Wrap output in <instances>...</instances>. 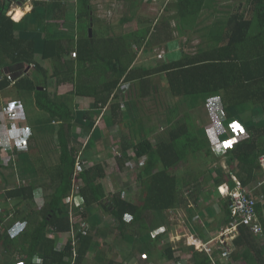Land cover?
<instances>
[{
  "label": "trees",
  "instance_id": "16d2710c",
  "mask_svg": "<svg viewBox=\"0 0 264 264\" xmlns=\"http://www.w3.org/2000/svg\"><path fill=\"white\" fill-rule=\"evenodd\" d=\"M13 1L0 0V73L6 72L0 80V94L13 86L18 99L22 97L26 105H33L43 115L30 118L35 112L28 107V121L16 124L14 132L31 131L28 150L15 149L17 158L9 159L10 173L3 175L0 184V250L11 257L9 264H20L14 262L16 255L22 264H30L37 255L42 264H72L74 251L78 264L87 258L88 264H119L114 248L105 249V242L96 241L107 233L102 236L97 228L101 217L93 213L99 208L113 218L117 226L112 229L120 231L129 245L120 254L126 260L138 254L142 257L139 264H181L182 257L192 251L193 264H221L219 249L198 251L185 245L175 250L170 242H164L168 231L155 232L165 226L168 212L185 210L191 223L198 219L205 228L191 224L190 232L196 239L215 243L220 227L229 226L232 216L229 199L219 194L216 207L209 210L211 206L206 209L201 204L209 189L225 184L235 189L239 181L248 193H264V186L258 188L262 181L259 158L264 155V0H165L161 8L168 16L163 20L158 13L152 20L141 19L139 10L146 0H106L99 5L78 0L75 36L63 27L65 15L54 16V11L64 9L70 0L33 1L31 12L18 23L8 16ZM117 3L129 10L116 23L120 30L113 23L107 31L95 27L102 22L96 20V12L101 7L111 11ZM38 8L43 14L37 15ZM126 25L130 27L125 29ZM33 26L40 31L39 43L36 38H26ZM174 45L179 46V57L174 55ZM188 45L195 54L188 53ZM146 55L152 57L150 67L138 64ZM49 79L53 80L52 94ZM161 82L167 84L173 99H180L176 105L159 103L156 93L163 87ZM72 98L88 100L101 109L113 103L114 113L121 112L118 123L127 138H123L122 155L116 154L115 162L121 170L130 161L136 164L133 184L129 185L136 193L135 200L126 198L128 189L120 191L109 184L103 164H87L88 153L72 145L68 132L77 117ZM118 99L122 101L119 104ZM142 100L153 102L155 115L166 116L167 136L158 142L150 138L153 132L144 123ZM198 102L207 107L210 104L221 114L228 133L235 122L239 126L236 131L242 129L248 137L222 151L226 169L216 162L220 159L212 151L218 138L213 126L211 137L206 135L204 124L200 127L197 123ZM180 106L185 107L184 118L179 116ZM54 122L62 123L59 130L52 127ZM226 139L224 135L219 141ZM52 152L59 154L58 162L47 166L46 157ZM8 156L0 148V161ZM192 161L197 168L188 167ZM2 167L6 165L0 162ZM35 192L46 199L44 206L34 205ZM65 198L72 200L76 221H88L90 229L85 223L74 245L72 238H66L64 250L60 234L71 231L73 225ZM10 199L19 200L16 207H24L25 212L10 218ZM257 210L264 225L262 202ZM17 220L26 225L21 235L11 238L10 228ZM232 233L229 246L216 242L223 253L234 259L239 254L247 264L264 263V245L249 226L240 225L235 235ZM150 240L155 246H150ZM138 241L142 247L137 246Z\"/></svg>",
  "mask_w": 264,
  "mask_h": 264
},
{
  "label": "rangeland",
  "instance_id": "374dc122",
  "mask_svg": "<svg viewBox=\"0 0 264 264\" xmlns=\"http://www.w3.org/2000/svg\"><path fill=\"white\" fill-rule=\"evenodd\" d=\"M33 1H36V0H16V1H13L15 3L12 4V7H11L10 11L8 12V16H11L12 19H14V17L11 14L13 11H15L14 9H17V8L22 9V11L25 13V10L27 9L28 6L33 7V5H32ZM155 1H156L155 4H149L147 2V0L143 1V6L139 10V16L141 17V19L152 20V18H153L152 16L155 15V13H158V17L161 14L160 15V17L162 18L161 20H163L164 17L168 16V14H163V12H162L163 8H161L162 4H164L165 0H155ZM159 2H160V4H159ZM17 6H19V7H17ZM111 9H112L111 11H106L105 9H103L101 7V9H99L96 12V16L98 17V19H96V20L97 21L101 20L102 22L98 23L97 26H95V27L102 28L103 30L107 31L108 30L107 27H108L109 23H113L116 25L117 21H119L122 17L127 15L129 12V10H126L125 8H123V5H121V4H118L116 7H111ZM39 10H42V9L40 8ZM60 14L65 15L67 17V20L69 18H73L72 21H74V22L78 21V18H77L78 17V8L77 9L76 8L71 9L69 4H66V7L64 9L62 8L59 11H54V16L60 15ZM108 14H114V15L112 16V18H109ZM173 14H175V10H172V15ZM109 20H110V22H108ZM67 27L71 29V32H69L70 35L73 34L75 36L77 34V25L75 26L73 23H70V24H68ZM129 27H130V25H126L125 29H128ZM116 30H120V26L116 25ZM28 33H29V35L33 36L32 33H30V32H28ZM182 42H183V40H182ZM192 47L193 46L188 45L185 47V49H187L188 53L195 54L196 50L195 49L192 50ZM178 48H179V46L177 47L176 45H174L172 47L174 55H176L177 57H179V55H180ZM146 56H148V55H146ZM173 58H176V57H173ZM151 59H152V57L150 55V57L148 56L149 63H142L144 61V58H141V61H140L141 63H138V64L141 66L150 67L152 65ZM9 78H11V77L9 76ZM1 79H2V77H0V80ZM154 83L157 86L159 85L158 83L155 82V80H154ZM161 85H163V87H161V89L156 93V98H158L159 103L168 102V103H171L172 105L173 104L176 105L180 101V99H173L171 97V94L168 92L166 83L163 84V82H161ZM49 92H50V94L53 93V87L51 85L49 86ZM68 93L69 92H66V93H64V95H66ZM22 99H23L22 97L19 99L16 97V93H15L13 86L11 87V89L7 90L5 93L0 95V148H3L4 151H6L7 153L10 154L8 157H1L0 162L2 164L6 165V167L0 168V184L3 181V174H5V177H7V175L10 172L9 167L7 166L9 159L12 158L15 160L17 158L16 154L13 152V149H14L13 147L16 145L21 146V144L19 143V140L22 137V135L16 134L14 132L13 123L11 125H9L8 122L6 121L7 119L4 118V116H6V118L8 116L6 104H8V103L17 104L16 106H22V108H23L24 104H22V103H24V100H22ZM29 102H31V101H29ZM121 102H122L121 99H118L117 103L119 104ZM74 103L75 102L73 101V98H72L71 105L72 106L75 105ZM142 103H143L142 115L144 117V123H146V126H150L151 131L153 132L152 135L150 134V138L154 140V143H155V141L158 142L162 138L164 139V137L167 136L166 134L168 131V125L166 122L165 114L155 115V110L157 108L154 106L152 101L146 102V100H142ZM7 106H9V105H7ZM9 107H11V106H9ZM27 107H30V105H27ZM76 109L78 111H80L82 109V107L76 106ZM106 110L104 112H106ZM210 110H212L210 104L207 107V105L204 106L201 104V102L200 103L198 102L197 110H196L197 117H198L197 123L200 124V127H202L201 124H204L205 130L209 131V134L211 137H213L214 134L212 131H210V129H211V126H214L215 127L214 133L216 134L214 136H218V133L221 131L220 127L222 126L221 121L223 118H222L221 114L219 113L217 115L219 118L218 119L219 124H217L216 119L212 118V116H209ZM34 112L37 113V111H35V110H34ZM178 112H179V116L181 118L185 117L186 110H185L184 106H180V111H178ZM35 113L29 114V117L31 118V117L36 116ZM40 114L43 115V113H41V112H40ZM234 124L236 125L235 122L232 123V125L230 127V133H228L227 139L224 140V143H226L227 141H232V143H237L240 141H245L248 138V137H242L239 140H237L240 137V135L238 134V131L234 130V128H233ZM17 130H18V127H17ZM24 131L28 135H29V133H31L29 128L25 129ZM112 134L113 135L111 136V138L114 140L115 134L113 132H112ZM24 137L26 139L28 136L24 135ZM117 137L120 138L119 135H117ZM111 138L107 139L105 141L106 145H108L107 143H111ZM90 143H91V141H90ZM134 143L136 144V141ZM221 144L220 143L218 144L217 141L215 143H212V151H213V153H215L217 155L216 157H218L220 159V160H217L216 162L220 163V165L226 169L227 165L225 164V160L221 158L222 157V151H223ZM89 145H88V142H85V143H83V145H79L78 147L82 148V152L83 151L85 152ZM232 145H234V144H231V146ZM6 149H8V151ZM116 154L122 155V152L115 147L106 146V148H104L102 150L101 149L97 150L96 152L92 153L93 160H91V161L103 164L104 168L107 170V172H106L108 175L107 181L109 182V184L112 187H114L115 189L116 188L120 189V191H121L122 187L126 188L125 191L128 189V191L126 193H124L126 198H128V199L134 198V200H135L136 193L134 190H130V186L133 184V182L131 180V178L133 177V173L137 171L136 164L134 166L133 161H130L128 163V165L123 170H121V172L117 173L118 166L116 163L114 164ZM51 156H53V154H51ZM53 158H56V157L53 156ZM87 162H90V161H87ZM47 163L51 164V161H47ZM211 165H214V163H211ZM188 167L190 169L191 168L195 169L198 167V165H197L196 161H192ZM207 167L209 168V165ZM132 171H134V172H132ZM76 175H77V172L75 173V177H76ZM16 177L18 178V173H16ZM109 178H110V180H109ZM117 185L119 187H117ZM39 196H41L39 194V192H35L34 197H39ZM203 201L208 203V205H206L207 207L211 206V203L209 200L203 199ZM206 206H204V207H206ZM207 207H206V209H207ZM211 208L212 207H209V210ZM95 213L96 212H94L93 214H95ZM97 214H98V212H97ZM86 223L88 225V227H86V229H90L89 228V222L86 221ZM201 223L199 222L198 219H194V222L191 223L189 221V214L185 210H183V211H181V210L171 211V212H168V214H167V217L165 219V226L162 227L160 230L156 231L155 233L158 234V232L164 233V231H166V232L168 231L169 233H168V236L166 237L167 240H165L164 242H170L172 247L175 250H178L180 247H184L185 245L188 246L187 245L188 239L191 240L190 241L191 243H194V241H196V239L193 240V238H195V236H193V234L190 232V227H191V224H193L194 227H196V225L199 224L198 226H200V228L203 229L204 227L202 226ZM116 226L117 225H116L115 221L113 220V218L112 217L110 218V216L107 213H105L103 210H101V221H98L97 228H99L100 232L102 233L101 234L102 236H105V234H104L105 232H107V233H106L105 237H102L101 239L98 238V239H96V241L105 242V244H104L105 249L106 248L108 249L109 247L114 248V251L112 253H113V255H116L114 257H115L117 263H119V264H123V263L124 264H131L133 262V264H139V261L142 259V257L138 254H133V256L130 259H128L129 261L126 260L124 257L120 256V254L125 249L128 250L129 245L126 243V241L122 240L121 235H120V231H118L117 229L116 230L112 229ZM227 227L228 226L220 227L222 229L221 231L225 230ZM19 229L20 228L18 226V230H16V232H15V230L10 231V235H14L15 233H17L19 231ZM155 233H152V236L155 235ZM210 236L213 237V235H210ZM64 237H67V236H64ZM223 237H225V238H223ZM229 238H230L229 233L223 234V232H222L219 234L218 238L216 239V242H219V239H221V240L223 239L224 242H226L227 240H229ZM153 242L154 241L150 240V242H149L150 246H155V245H153ZM216 242L215 243L214 242L212 243V241L207 242V244H205V247H207V249H208L207 251H210V249H212V248L219 249L221 251V255H220L221 259L220 260L229 261V258H230L229 255H227V257H224L223 250L220 248V246H218L216 244ZM224 242L221 241L222 244ZM136 244H137V246L139 245V247L141 245H143L141 241L136 242ZM226 244L229 246L228 242H226ZM191 252H187L185 254V256L182 257L183 262L181 264H193V261L191 260ZM1 259H2V256H1ZM84 264H88V261L86 260Z\"/></svg>",
  "mask_w": 264,
  "mask_h": 264
},
{
  "label": "crops",
  "instance_id": "0c3cea01",
  "mask_svg": "<svg viewBox=\"0 0 264 264\" xmlns=\"http://www.w3.org/2000/svg\"><path fill=\"white\" fill-rule=\"evenodd\" d=\"M47 1L48 0H38L36 2H44V3H47ZM102 1H106V0H94V1L92 0L91 3L93 5H96V4L99 5ZM107 1H110V2H113L114 3L116 0H107ZM34 3L35 2H32V5ZM68 4L70 5V8L71 9H73V8H76L77 9L78 8V0H70V2H68ZM17 7H19V6H17ZM17 9H19V10L22 11V9H20V8H17ZM39 9L40 8L37 9V15L38 14L39 15L43 14V10H39ZM14 10H16V9H14ZM31 10H32V7L28 6L27 9L25 10V13H23V16L19 19V21H21V19L26 14H29L31 12ZM113 15L114 14H108V17L109 18H112ZM13 20H15V19H13ZM45 20H47V19H45ZM72 20H73V18H69L67 20V23L65 25H63V27H65V29H67L68 33L71 32V29L67 27L68 24L73 23L75 26L78 24V21H75L74 22ZM19 21H15V22L18 23ZM108 22H110V20ZM29 32L32 33L33 36L29 35V33H28L27 34L28 37H26V35H25V37L28 38V39L36 38V43H39L38 33H40V31H38V28L36 29V27H34ZM71 36H74V35L72 34ZM173 44H176V43H173ZM143 58H144V61L142 63H147L148 57H143ZM41 65H42V63H41ZM4 73H6V72H4ZM4 73L3 72L0 73V77H2V79L5 78L4 77L5 76ZM52 83H53V80L52 79H49V86L52 85ZM74 102H75L74 104L76 106H81L82 109L80 111H78L77 109L75 110V115L77 117L75 118V121L73 123V128L68 132V136H69V140L71 141L72 145L74 147H76V148L79 145H83V143H85V142H88V145L90 144L88 146V148L86 149V151L85 152L83 151L84 153H88L87 154V159H86L85 162L90 161V162H87L89 165L94 164V163H97V162H92L91 161V160H93L92 153H94V152H96L97 150H100V149L102 150V149L106 148V146H112V147H115V148H117V149L120 150L122 148L123 144H124V143H122V141H125V139H123V138H127V137H124L125 132H122L121 131V127L119 126V123H118L119 120L121 119V114H120L121 112L117 111V113H114L113 108H111V105H114V104L113 103H109L106 107H104V108L101 109L100 107H98V108L95 107L94 104L91 103L88 100L74 99ZM22 104H24L23 105V108H22V106H16L17 104H10V103L6 104V107L7 108H8L7 105L12 106L9 109H11L12 111L15 110L17 112V115H18L17 124L18 125L20 123L23 124V122H25L26 120L28 121V119H29V118L26 119L27 114L25 112L27 111V109H28V111H30V108L27 107L25 101ZM75 105H74V107L76 108ZM100 106H102V105H100ZM130 106L131 105L128 106L129 109H130ZM30 107H31V111L33 109L35 111H37V113H35L36 116H40L41 115L40 114V111H38L37 108H34L33 105L30 104ZM105 110H106V112H104ZM4 118L5 119H9L8 117L6 118V116H4ZM35 118H37V117H35ZM117 119H118V121H116ZM43 120L46 121V117ZM61 126H62V123H55L54 122L52 124V127L55 128V130H59ZM18 130H21V129L18 127ZM112 132L115 134V139L114 140L111 138V136L113 135ZM15 133L22 135V137L19 140V143L21 144V146H18V145L14 146L13 147L14 148L13 149V152L15 153V149H17L18 152H25V151H27L28 150L27 147L29 146V141H30L29 138L31 137L30 133H29V135L26 134L25 131L15 132ZM205 133H206L207 136H209V131L208 130H205ZM238 134L240 135L239 138L245 136V133L242 132V131L240 133L238 132ZM24 135H27L28 137L25 139ZM117 135H119L120 138H118ZM110 138H111V143H107L108 145H106L105 144V141L107 139H110ZM90 141H91V143H90ZM54 142H55V139H54ZM6 150L8 151V149H6ZM77 150H81V153H83L82 152V148H78ZM54 152H52V154L56 158H53V156H51V154H48L47 155V157H46V164H47V166L55 165V163L58 162L59 154H56ZM47 161H51V164L50 163H47ZM115 163L116 162L114 161V164ZM106 172H107V170H106ZM119 172H121V169L118 168L117 173H119ZM3 175L5 177V174H3ZM107 177H108V175H107ZM260 177H261V179H263L262 170H261ZM17 179H19V178H17ZM109 180H110V178H109ZM225 185H227V184H225ZM117 187H119V186L117 185ZM123 188L124 187H122V189ZM209 190H210V193H208V197L207 198H204V199L210 201L211 207H214V206L216 207V204H219V203H217V200H219V195H218V193L216 191V188L213 187V188H210ZM1 194L2 193H0V197L2 196ZM250 194H252V195H254V196H256L258 198V203L259 202H262V204H264V193H260L259 195H257V193H250ZM261 195H263V197H260ZM40 198H41V196L35 197V199L33 200L34 201V205L36 207H38V208L41 207V206H44V204H46V202H44V201H46V199L43 198L44 199L43 200V199H40ZM19 202H20L19 200L18 201H14V200H11L10 199L9 205H8V209H7L8 211L6 210L7 212H9L11 214L10 218L13 215L17 214V213L25 212V208L24 207L23 208L22 207H16ZM2 204H3V202L0 203V210H1L0 212H2V209H3L2 208ZM70 204H71L70 199L69 198H65L64 199V205H65V207H68L69 210L71 211V216L70 217H71V220H72V224L73 225H72L71 231L66 232V233H62V234H60V236L63 239L72 238L73 239V245H74L76 243L77 235L80 232V230H82L84 228V224L86 223V221H84L83 219H81L80 221H76V219L74 218L75 215H76V213L74 212L75 210L73 209V207L70 206ZM201 204L202 205H205V206L208 205V203L207 202H204V201ZM94 209L95 208H93V210ZM101 210H103V209L102 208H99V210L97 211L98 212L97 215H99V217H101ZM263 217H264V210H263ZM10 218H8L7 221H9ZM259 220H260V217H259ZM260 223H261V221H260ZM25 225H26V223H19L18 220H17L16 221V224H14V226H12V228H10V231L15 230V232H16V230H18V226H19L20 229L14 235H10V237L13 238V237H16V236L21 235L22 231L24 230ZM261 225H262V223H261ZM263 226L264 225H262V227ZM263 231H264V229H263ZM235 233H236V231L234 230V233H232V235H235ZM9 234H10V232H9ZM64 236H67V237H64ZM255 236H257V235H255ZM257 237H260L261 238L262 244H261V241L259 242V244H261L263 246L264 245V236L263 235L262 236H259L258 235ZM226 242H229V240H227ZM257 247H258V244H257ZM63 249L65 250V248H63ZM64 250H62V251H64ZM1 256H2V259H1ZM73 257H74V259H73L74 262L72 261V264H78L76 262V260H75L78 257V253L74 251ZM19 258L20 257L18 255H16L14 257V262L15 263H18L19 262L20 264H22L21 263L22 261L20 262L19 261ZM86 260L88 261L89 259L87 258ZM10 261H11V257L9 255H7V256L4 255L2 253V250H0V264H9ZM40 261H42V258H40L37 255L35 258L31 259L30 264L39 263ZM247 263L248 262H245V260H243L239 254H236V259L229 258V261H223V260L221 261V264H247ZM253 263L254 264H258V263H256V261H253ZM39 264H42V263H39Z\"/></svg>",
  "mask_w": 264,
  "mask_h": 264
},
{
  "label": "built area",
  "instance_id": "2783aa9c",
  "mask_svg": "<svg viewBox=\"0 0 264 264\" xmlns=\"http://www.w3.org/2000/svg\"><path fill=\"white\" fill-rule=\"evenodd\" d=\"M8 114H9L10 121H13V128H14L13 130H16V127H15L17 123L16 119L18 118L17 112L13 110L11 112H8ZM224 145L225 143L222 144L223 149H227ZM259 163H260V167L263 173V179L259 183L258 188H262V186H264V155H262L259 158ZM80 165L81 163L79 162L77 166L79 169H80ZM218 191L221 197L229 199V208H230L231 216H232V223H230V225L225 230L221 231V233L223 232V234H226V233L230 234L234 232V230L236 231L240 225L246 224L247 226L250 227L251 231L255 235L262 236L263 227L260 223L258 210H257L258 198L248 193L239 181H237V187L235 189H230L227 185H223V186L218 187ZM260 197H263V195H261ZM194 239H196V237L193 238V240ZM220 240L221 239H219V241ZM188 241L190 244L194 245L195 250H198V251L208 250L207 247H205V244H207L205 242H202L198 239H196L194 243H191L190 242L191 240L189 239ZM221 241L224 242L223 239ZM67 242H68L67 239L63 240L62 248H66ZM223 255L224 257H227L226 252H224Z\"/></svg>",
  "mask_w": 264,
  "mask_h": 264
},
{
  "label": "clouds",
  "instance_id": "9594fccd",
  "mask_svg": "<svg viewBox=\"0 0 264 264\" xmlns=\"http://www.w3.org/2000/svg\"><path fill=\"white\" fill-rule=\"evenodd\" d=\"M217 115H218V113H217L215 110H211V111H210L209 116H212V118H215V119H216V123L219 124V121H218L219 118H218ZM16 120H17V119H16ZM221 122H222V121H221ZM16 124H17V123H16ZM213 127H214V126H213ZM214 129H215V127H214ZM220 130H221V131H220L219 133H221V134L218 133V136H217L218 138L214 139V141H215V142L217 141L218 144H219V143H220V144H221V143L223 144L224 141H223V142L219 141V138H220L221 136H224V135H227V136H228V131H227L226 126H223V124H222V126L220 127ZM244 137H245V136H244ZM241 138H242V137H241ZM239 139H240V138H239ZM239 139H238V140H239ZM222 144H221V145H222ZM222 148H223V147H222ZM227 149H228V147H227ZM227 149H223V150H227ZM221 186H223V185H221ZM219 187H220V186H219ZM216 191H217V193L219 194L218 188L216 189ZM193 235H194V234H193ZM194 236H195V235H194ZM187 245H188V246H193V247H194V245L190 244L188 240H187ZM194 249H195V247H194Z\"/></svg>",
  "mask_w": 264,
  "mask_h": 264
},
{
  "label": "bare ground",
  "instance_id": "6f19581e",
  "mask_svg": "<svg viewBox=\"0 0 264 264\" xmlns=\"http://www.w3.org/2000/svg\"><path fill=\"white\" fill-rule=\"evenodd\" d=\"M23 11L16 9L15 11L12 12V16L14 17L15 21H19V19L23 16Z\"/></svg>",
  "mask_w": 264,
  "mask_h": 264
},
{
  "label": "snow or ice",
  "instance_id": "6c2138e0",
  "mask_svg": "<svg viewBox=\"0 0 264 264\" xmlns=\"http://www.w3.org/2000/svg\"><path fill=\"white\" fill-rule=\"evenodd\" d=\"M238 125H233V128H234V130H236V129H238ZM240 131H242V129H239ZM231 144H232V141H227L226 143H225V147L227 148V147H230L231 146Z\"/></svg>",
  "mask_w": 264,
  "mask_h": 264
},
{
  "label": "water",
  "instance_id": "95a60500",
  "mask_svg": "<svg viewBox=\"0 0 264 264\" xmlns=\"http://www.w3.org/2000/svg\"><path fill=\"white\" fill-rule=\"evenodd\" d=\"M90 37H92V29L89 30Z\"/></svg>",
  "mask_w": 264,
  "mask_h": 264
}]
</instances>
